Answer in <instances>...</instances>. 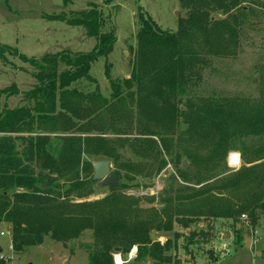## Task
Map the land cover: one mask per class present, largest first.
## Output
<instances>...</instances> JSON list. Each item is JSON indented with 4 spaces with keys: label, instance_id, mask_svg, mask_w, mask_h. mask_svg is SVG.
I'll use <instances>...</instances> for the list:
<instances>
[{
    "label": "trees",
    "instance_id": "1",
    "mask_svg": "<svg viewBox=\"0 0 264 264\" xmlns=\"http://www.w3.org/2000/svg\"><path fill=\"white\" fill-rule=\"evenodd\" d=\"M111 2L104 0L105 5ZM179 2L187 18L178 22L176 33L161 30L137 8L131 72L121 80L110 79L106 72L108 98L89 75L91 65L107 57L116 43L114 30L102 32L106 18L97 5L71 13L67 22L96 40L88 53L60 52L36 59L0 46V56L9 51L29 65L37 83L24 93L28 106L0 112V222L10 226L15 254L41 245L46 237L65 245L90 231L88 264H113V253L126 255L133 246L138 247L136 262L171 264V243L152 242V231L168 233L174 224L188 228L230 220L232 245L239 247L246 239L239 218L246 216L251 228L262 224L264 161L255 163L264 160V101L247 109L234 100L199 96L195 89L211 60L236 56L244 26L250 17L264 13V0ZM79 80L95 90L73 89ZM18 94L15 85L0 89V98ZM179 127L184 129L177 135ZM53 133L74 135L53 138L52 143L45 134ZM250 137L261 138L259 145L240 148L245 165L251 166L226 174L228 153ZM175 141L193 148L185 153L191 168L179 170L178 178L187 186L171 191L174 195L161 201L162 209L144 213L137 200L116 195L127 188L124 183L111 187L112 193L100 201L70 202L73 195L81 197L87 159L108 161L116 168L117 181H133L130 174L153 169L155 162L161 169V153L169 154ZM121 151L139 161L123 159ZM201 234L210 238L208 229L190 236Z\"/></svg>",
    "mask_w": 264,
    "mask_h": 264
},
{
    "label": "rangeland",
    "instance_id": "2",
    "mask_svg": "<svg viewBox=\"0 0 264 264\" xmlns=\"http://www.w3.org/2000/svg\"><path fill=\"white\" fill-rule=\"evenodd\" d=\"M90 5H97L106 18L102 32L114 30L116 35L113 51L107 57L98 58L89 71L104 98L110 95L107 71L112 80L125 79L130 75L139 30L138 7L163 31L176 33L178 22L187 18V11L181 8L179 0H113L108 5L104 4V0H0V46L9 47L18 55L36 59L60 52L88 53L96 46V40L88 37L84 28L71 26L67 22L71 13L87 10ZM48 17H62L67 21ZM240 39L235 57L211 60V65L204 71L201 84L195 91L200 93L199 96L217 101L234 100L250 109L264 101V13L248 19ZM33 72L29 65L5 51L0 56V89L15 85L20 94L31 91L37 84L32 77ZM72 88L82 93L95 90V86L85 80L74 83ZM3 98H0V112L4 108ZM27 102L23 95L12 98L9 109L15 108L18 103L25 105ZM183 129L179 127L177 135ZM260 139L250 137L244 139V145L239 142L235 144L237 148L227 155L226 174H233L243 166H251L245 165L240 148L259 145ZM154 141L158 143L157 139ZM192 151L193 148L187 144L172 142L170 153H161L164 163L161 169L155 162L153 169L150 166L140 173L130 174L133 181L124 177L119 179V183L126 184L127 188L115 191L116 195L137 200L138 208L144 213L152 208L162 209L161 201L174 195L171 191L187 186L180 181L178 174L179 170L191 168L185 153ZM232 154L240 157L236 168L228 165V158ZM121 156L134 163L139 161L127 151L122 152ZM87 160L88 164L81 174L84 189L81 197L73 195L70 198L72 204L97 202L112 193L111 187L104 188L99 182L92 180L94 159ZM183 161L187 162L186 167H182ZM115 169L111 164V171L114 172ZM120 174L125 175L124 172ZM209 222H203L204 226L202 223L191 224L188 228L174 224L171 232L157 234L152 231L151 234L155 233L156 241L158 238L169 240L171 264L178 261L179 264H187L182 261H191V254L195 258H205L209 264H264V218L256 228L250 227L246 216H241L237 221L243 226L245 238L254 242L249 249L245 244L239 247L232 245V221ZM200 229H208L210 238H204L201 234L191 239L190 235L198 233ZM1 233L4 235L0 236V264H88V249L93 247L92 233L86 231L82 237L65 245L46 237L41 245L28 247L22 253L15 254L11 249L10 226L0 222ZM225 233L230 234L228 240L222 239ZM222 242H226L229 247L228 256L221 259L216 249ZM115 253L121 254L123 259L126 257L120 252ZM129 264L147 263L135 261Z\"/></svg>",
    "mask_w": 264,
    "mask_h": 264
},
{
    "label": "water",
    "instance_id": "3",
    "mask_svg": "<svg viewBox=\"0 0 264 264\" xmlns=\"http://www.w3.org/2000/svg\"><path fill=\"white\" fill-rule=\"evenodd\" d=\"M186 166H187V162L183 161L182 167H186ZM92 180L94 182H99L100 185L104 188L105 187H117L119 185V182L117 181V178L114 172L110 170L109 163L107 161H98V162L93 163ZM150 238L152 242H156L157 240L155 233H152L150 235ZM229 238H230L229 233H225L222 236L223 240H228ZM249 246H250V240L245 239V247L249 248Z\"/></svg>",
    "mask_w": 264,
    "mask_h": 264
},
{
    "label": "built area",
    "instance_id": "4",
    "mask_svg": "<svg viewBox=\"0 0 264 264\" xmlns=\"http://www.w3.org/2000/svg\"><path fill=\"white\" fill-rule=\"evenodd\" d=\"M239 159H240L239 155H236V154L230 155L228 158L229 167L236 168L237 165L239 164V161H240ZM3 235L4 234H2V233L0 234V236H3ZM157 242H159L161 245H163L166 241L163 238H158ZM228 247L229 246L226 242H222V244L220 245L218 250L216 249V252L221 259L226 258L228 256ZM214 250H215V248H214ZM137 254H138V250H137L136 246H133L131 248V250L126 254V257L124 259L121 256V254L114 253L112 255L113 264H127L130 262H133L136 260Z\"/></svg>",
    "mask_w": 264,
    "mask_h": 264
},
{
    "label": "crops",
    "instance_id": "5",
    "mask_svg": "<svg viewBox=\"0 0 264 264\" xmlns=\"http://www.w3.org/2000/svg\"><path fill=\"white\" fill-rule=\"evenodd\" d=\"M96 88V87H95ZM98 88V87H97ZM90 93H92V92H90ZM100 93V92H99ZM21 95H23L24 96V94H18L17 96H13V97H9V98H3V102H4V107H6L7 109H9V102L11 101V99L12 98H15V97H18V96H21ZM6 105V106H5ZM29 104H28V102H27V104H25V105H19V103L17 104V106L16 107H22V106H28ZM15 107V108H16ZM14 109V108H13ZM24 136H26L25 134H23ZM46 136H48L49 138H50V140H51V142L53 143L54 142V140H53V138H58V137H72L74 134H72V133H70V134H55V133H53V134H45ZM81 137H85V135H81ZM18 149L19 150H21L22 149V146L21 145H18ZM57 149H59V148H57ZM86 158V157H85ZM92 159H94V162L93 163H95V162H98V161H101V160H96L95 158H92ZM108 162V161H107ZM109 163V162H108ZM109 167H110V170H111V164L109 163ZM92 169H93V164H92ZM65 181L64 180H61L60 181V183L62 184V183H64ZM258 241H256V243H257ZM252 243H254L252 240H250V246H249V248L251 247V245H252ZM249 248H247V249H249ZM190 257H192L191 258V261H182L183 263H187V264H201V262H203V263H205V264H209V262L205 259V258H195L194 257V255H189ZM133 262H135V261H133ZM179 263H180V261H178ZM178 262H175L176 264H179ZM215 262H217V260H215ZM131 263V262H130ZM145 263H147V264H152V262L150 261V260H147V261H145ZM174 263V262H173ZM127 264H129V263H127Z\"/></svg>",
    "mask_w": 264,
    "mask_h": 264
}]
</instances>
